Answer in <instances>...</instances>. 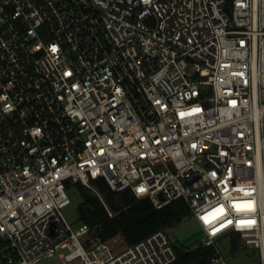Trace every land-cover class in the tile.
Returning a JSON list of instances; mask_svg holds the SVG:
<instances>
[{
    "label": "built area",
    "instance_id": "1",
    "mask_svg": "<svg viewBox=\"0 0 264 264\" xmlns=\"http://www.w3.org/2000/svg\"><path fill=\"white\" fill-rule=\"evenodd\" d=\"M98 177L183 200L207 264L234 236L264 264V0H0V264L190 252L163 228L126 245L72 226L67 182L113 216Z\"/></svg>",
    "mask_w": 264,
    "mask_h": 264
},
{
    "label": "trees",
    "instance_id": "2",
    "mask_svg": "<svg viewBox=\"0 0 264 264\" xmlns=\"http://www.w3.org/2000/svg\"><path fill=\"white\" fill-rule=\"evenodd\" d=\"M92 184L113 216L108 215L102 200L87 187L80 183L67 182V188L69 193L75 188L81 196L77 205L78 220L93 228L105 241L119 237L126 245L134 244L159 228L178 225L189 215L188 206L183 200L156 209L147 197H137L130 189H111L104 178L93 179ZM236 237H233V242ZM211 251V248L199 246L180 255L174 264H207Z\"/></svg>",
    "mask_w": 264,
    "mask_h": 264
},
{
    "label": "rangeland",
    "instance_id": "3",
    "mask_svg": "<svg viewBox=\"0 0 264 264\" xmlns=\"http://www.w3.org/2000/svg\"><path fill=\"white\" fill-rule=\"evenodd\" d=\"M70 204L63 209V214L67 221L74 227L81 224L77 216V205L81 201V196L75 188L70 193ZM171 241L176 245L195 250L203 237V230L198 220L193 215L186 216L178 225L167 227L165 229ZM219 253L225 258L228 264H260V257L257 250L249 249L243 246L239 237L235 241L230 238H221L214 244ZM59 255L53 254L44 257L37 264H61Z\"/></svg>",
    "mask_w": 264,
    "mask_h": 264
},
{
    "label": "snow or ice",
    "instance_id": "4",
    "mask_svg": "<svg viewBox=\"0 0 264 264\" xmlns=\"http://www.w3.org/2000/svg\"><path fill=\"white\" fill-rule=\"evenodd\" d=\"M141 191H143V189H141ZM249 207H251L250 204H249ZM217 212H218V213H222V212H223V209H218ZM214 215H215V214H214ZM204 219H205L206 222H209L208 217H205ZM229 223H231V221H229ZM249 223H250V222H249ZM222 227H223V225H222Z\"/></svg>",
    "mask_w": 264,
    "mask_h": 264
},
{
    "label": "water",
    "instance_id": "5",
    "mask_svg": "<svg viewBox=\"0 0 264 264\" xmlns=\"http://www.w3.org/2000/svg\"><path fill=\"white\" fill-rule=\"evenodd\" d=\"M227 11H229V9L227 8ZM187 253V250H182V251H180V255H184V254H186Z\"/></svg>",
    "mask_w": 264,
    "mask_h": 264
}]
</instances>
